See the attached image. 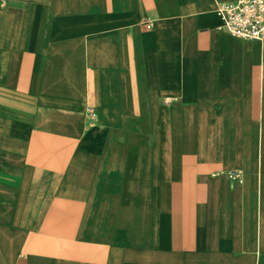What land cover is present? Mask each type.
<instances>
[{"label": "crops", "instance_id": "0c3cea01", "mask_svg": "<svg viewBox=\"0 0 264 264\" xmlns=\"http://www.w3.org/2000/svg\"><path fill=\"white\" fill-rule=\"evenodd\" d=\"M233 0H0V264H264V41Z\"/></svg>", "mask_w": 264, "mask_h": 264}, {"label": "built area", "instance_id": "2783aa9c", "mask_svg": "<svg viewBox=\"0 0 264 264\" xmlns=\"http://www.w3.org/2000/svg\"><path fill=\"white\" fill-rule=\"evenodd\" d=\"M217 10L222 31L242 40L264 41V0H233Z\"/></svg>", "mask_w": 264, "mask_h": 264}, {"label": "bare ground", "instance_id": "6f19581e", "mask_svg": "<svg viewBox=\"0 0 264 264\" xmlns=\"http://www.w3.org/2000/svg\"><path fill=\"white\" fill-rule=\"evenodd\" d=\"M257 41H259V40H257Z\"/></svg>", "mask_w": 264, "mask_h": 264}]
</instances>
